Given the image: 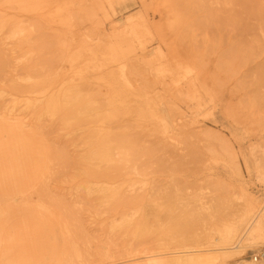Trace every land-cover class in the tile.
Returning a JSON list of instances; mask_svg holds the SVG:
<instances>
[{
    "label": "rangeland",
    "instance_id": "rangeland-1",
    "mask_svg": "<svg viewBox=\"0 0 264 264\" xmlns=\"http://www.w3.org/2000/svg\"><path fill=\"white\" fill-rule=\"evenodd\" d=\"M0 57V111L46 142L31 202L72 264L166 260L215 242L231 218L219 197L232 213L242 190L264 203V144L237 146L204 104L205 77L235 64L253 110L245 132L264 130V0H0ZM58 91L70 101L45 109ZM116 91L122 106L108 103ZM75 93L90 106H73ZM106 129L122 137L101 160L92 149Z\"/></svg>",
    "mask_w": 264,
    "mask_h": 264
},
{
    "label": "bare ground",
    "instance_id": "bare-ground-1",
    "mask_svg": "<svg viewBox=\"0 0 264 264\" xmlns=\"http://www.w3.org/2000/svg\"><path fill=\"white\" fill-rule=\"evenodd\" d=\"M3 66L4 61L0 57V70ZM239 72L237 65L222 63L219 64L214 79L209 75L205 77L206 111L212 116L213 123L223 127L222 130L226 131L229 140L237 146L245 147L252 142L262 145L264 130L254 135L245 132L253 110L250 111L247 105L245 97L248 94L242 90ZM60 94L58 91L47 95L45 109H57L61 107L60 103L64 105L70 101V98H63ZM120 94L122 93L118 91L113 92L108 103L122 106ZM71 101L73 106L83 109L90 106L92 99L75 93ZM140 109V113L155 118L156 110L150 103H145ZM100 113L98 110L97 116ZM108 114H115L114 110H109ZM14 120L11 114L0 111V264H72L61 252L60 244L44 230L45 222L40 215V206L31 202L34 190H38L35 180L40 176L42 166L47 160L46 142L39 134L30 131L26 122ZM121 137L117 134L112 136L107 129L100 132L99 140L92 149L95 157L101 160L110 159L111 149L118 144L117 139ZM251 153L243 152L245 163ZM207 159V164H210V157ZM241 196L242 200L235 213H232L235 205L233 201L230 204L229 198L224 200V205L222 197L215 201L216 213L220 217L231 214V218L218 229L214 243L206 247H184L171 252L172 255L165 258L166 260H159L155 254H150L146 256L145 263L214 264L218 255L230 252L240 255L246 250H256L259 245H264V203L261 205L260 199L243 190ZM230 206L231 212L226 211ZM223 219L225 221L227 217ZM194 222V218H188L180 222L179 226L190 232ZM260 251L254 253L251 259H242L239 264H263L253 260ZM101 260L107 261L105 258Z\"/></svg>",
    "mask_w": 264,
    "mask_h": 264
},
{
    "label": "built area",
    "instance_id": "built-area-1",
    "mask_svg": "<svg viewBox=\"0 0 264 264\" xmlns=\"http://www.w3.org/2000/svg\"><path fill=\"white\" fill-rule=\"evenodd\" d=\"M261 253L258 254V255H255L253 257V260L257 263H260L262 262L264 264V250L263 251H260Z\"/></svg>",
    "mask_w": 264,
    "mask_h": 264
}]
</instances>
